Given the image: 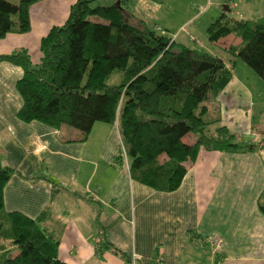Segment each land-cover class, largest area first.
Returning a JSON list of instances; mask_svg holds the SVG:
<instances>
[{
	"label": "crops",
	"instance_id": "crops-1",
	"mask_svg": "<svg viewBox=\"0 0 264 264\" xmlns=\"http://www.w3.org/2000/svg\"><path fill=\"white\" fill-rule=\"evenodd\" d=\"M76 1L32 5L30 32L0 39V55L25 49L38 62L41 38L64 24ZM142 1L150 15L128 10L135 19L149 21L157 34L173 35L176 44L202 47L229 69L231 58L223 47L237 44L232 35L210 44L211 20L222 13L237 20L264 18V0ZM239 63L224 90L205 103L204 118L219 121L240 142L258 144L251 140L257 137L253 108L255 100L263 105L264 81ZM21 77V68L0 63V166L11 170L3 191L4 211L35 219L47 209L49 227L58 228L60 261L129 264L102 246L106 243L127 258L136 254L137 264H264V217L258 210L264 192V147L240 153L200 149L176 191L156 192L130 178L129 163L115 162V125L96 123L82 142L72 128L54 130L19 121L22 100L15 85ZM183 142L192 145L194 138L187 135Z\"/></svg>",
	"mask_w": 264,
	"mask_h": 264
},
{
	"label": "trees",
	"instance_id": "trees-1",
	"mask_svg": "<svg viewBox=\"0 0 264 264\" xmlns=\"http://www.w3.org/2000/svg\"><path fill=\"white\" fill-rule=\"evenodd\" d=\"M43 0H0V39L30 32V7ZM77 0L61 26L40 40L33 63L25 49L0 55V63L22 70L15 88L22 100L16 116L54 130L79 131L86 141L96 123L115 125L130 178L156 192L176 191L200 149L240 153L264 147L236 140L219 121H206L205 103L232 78L217 56L176 44L128 12L131 0L101 5ZM91 18H97L92 21ZM208 41L234 36L223 49L264 81V18L237 20L225 13L211 20ZM192 135V145L183 138ZM163 157V159H162ZM115 162L123 164L119 146ZM11 170L0 166V264H65L58 258L59 235L46 209L35 219L4 211L3 191ZM51 190L57 187L50 184ZM264 217V192L258 200ZM113 254L124 253L103 243Z\"/></svg>",
	"mask_w": 264,
	"mask_h": 264
},
{
	"label": "rangeland",
	"instance_id": "rangeland-1",
	"mask_svg": "<svg viewBox=\"0 0 264 264\" xmlns=\"http://www.w3.org/2000/svg\"><path fill=\"white\" fill-rule=\"evenodd\" d=\"M6 1H8V2H10L12 4H18V2H19V0H6ZM98 3L101 4V5H111V4H116L117 2H116V0H99ZM127 9L128 10H131L132 12H137V13L141 11V12H143V14H145L148 17L150 15L149 11H147L148 9L146 8V4L143 3L142 0H141V2L139 0H133V1H131L129 3V5H128V8ZM191 14H192V12H189L187 14L185 13V16H189ZM91 20L92 21H97V18H91ZM147 24H148V27H150V28L153 27L151 25V23H149V21H148ZM157 24L159 25V23H157ZM193 25L194 24H192L189 27H187L186 30L193 29ZM153 28H156V27H153ZM169 38L171 40H174L175 39V37L173 38V35H170ZM231 39L235 42V44L240 43V40L238 38H235V37L232 36ZM199 50H203V48L202 47H199ZM218 52H222V51L221 50H218ZM226 55H227L228 59L231 58L228 54H226ZM228 59H226V60H228ZM236 62L239 63L240 61L236 60V61H234V63L233 62H230V67H231L230 69L234 70V68H236L234 66V64ZM240 63H242V62H240ZM240 63H239V65H240ZM243 66L245 68L247 67L244 64H243ZM261 100H263V102H262L263 105L258 100H255L256 106L253 108V111H254L253 124L255 126L254 129H253L254 130L253 135L256 134L257 137L255 139H251V140L253 142H255V143H261V142H263V138H264V116H262L261 113H259V111H263L264 112V95L261 96ZM260 104H261V107H259ZM250 138H252V136H250ZM236 140L239 141L240 139L238 140L237 137H236Z\"/></svg>",
	"mask_w": 264,
	"mask_h": 264
},
{
	"label": "built area",
	"instance_id": "built-area-1",
	"mask_svg": "<svg viewBox=\"0 0 264 264\" xmlns=\"http://www.w3.org/2000/svg\"><path fill=\"white\" fill-rule=\"evenodd\" d=\"M117 129V128H116ZM119 146H120V149H121V153H122V157H123V161L126 165V167H128V159H127V156H126V153H125V150L120 142V139H119ZM216 244L220 247V242H216ZM139 260V257L136 255V254H132L130 256V261H129V264H137Z\"/></svg>",
	"mask_w": 264,
	"mask_h": 264
},
{
	"label": "water",
	"instance_id": "water-1",
	"mask_svg": "<svg viewBox=\"0 0 264 264\" xmlns=\"http://www.w3.org/2000/svg\"><path fill=\"white\" fill-rule=\"evenodd\" d=\"M118 4V3H117Z\"/></svg>",
	"mask_w": 264,
	"mask_h": 264
}]
</instances>
